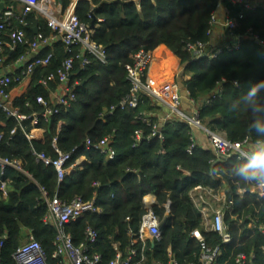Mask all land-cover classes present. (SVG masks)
Instances as JSON below:
<instances>
[{
	"label": "trees",
	"instance_id": "1",
	"mask_svg": "<svg viewBox=\"0 0 264 264\" xmlns=\"http://www.w3.org/2000/svg\"><path fill=\"white\" fill-rule=\"evenodd\" d=\"M55 1L63 9L70 3V0ZM138 5L139 9L134 0H81L76 4L75 14L81 23L99 26L92 40L104 48L106 64L92 59L81 70L80 61L75 60L70 82L78 83L74 87L76 101L67 112L61 111L47 121L38 120L36 128L44 130L43 143L27 139L26 134L32 128L29 121L19 127L14 118L0 115L3 136L0 156L20 161L29 175L7 168L0 178L6 191L3 197L0 189L1 264H15L12 255L25 243L28 231L42 246L48 264H58L51 259L56 229L44 222L47 206L41 190L47 198L57 195L64 201L74 197L96 199L102 215H86L64 229L78 245L83 241L85 229L93 228L98 240L92 252L102 255L106 263L115 257L113 244H118L122 253L131 247L128 232L137 231L141 217L147 212L144 200L153 196V213L160 222L167 221L159 240L153 244L145 242L144 264L166 263L170 258L179 264H197L204 247L216 246L220 247L221 255L214 264H235L236 256L241 253L253 256L252 264H264V236L245 229L248 224L245 217H264V197L249 193L254 185L241 186L233 179L231 169L239 162L229 160L213 166L208 147L196 146L189 154L192 128L175 117L164 124L158 123L163 140L150 137L152 127L136 119L140 113L159 112L148 98L135 109L117 107L130 89L126 67L131 65L136 52L144 50L154 55L145 82L159 96L168 100L169 86L177 84L193 100L199 121L206 129L223 133L231 142L246 137L255 141L258 137L250 125L257 117H264V91L253 105L260 107L259 112L249 108L243 97L253 85L264 81V8L245 11L230 0H139ZM221 9L236 23L232 33L243 39L239 50H222L214 59H192L187 49L189 44L200 43L209 47L210 52L216 50L208 34L209 22L211 15ZM29 20L35 24L33 17ZM99 20L102 22L98 23ZM43 32L49 34L44 26ZM26 35L32 38L34 33L27 29ZM25 51L26 48L19 47L17 55ZM52 51L50 65L36 69L26 94L13 102L21 115L40 113L42 108L37 98L50 101L58 88V81L50 80L49 76L55 74L66 55L59 42ZM13 60L14 57L9 61ZM175 68L180 69V78L188 74L189 79L182 81L174 74ZM41 79L47 80L46 86L40 84ZM217 91L219 97H213ZM112 107L116 109L110 114ZM15 128L14 136H10ZM136 131L142 133V138L135 147ZM106 137L114 158L104 163L103 156L93 146ZM54 138L60 152L76 149L72 160L84 156L88 161L82 170L61 183L53 166L36 163L31 154L33 149L56 159ZM86 140L91 143L89 149L85 148ZM199 186L209 187L215 193L232 192L235 211L233 218L226 219L233 239L230 244H222L214 233L202 234L204 246L194 238L193 233L200 231L201 220L190 202V192ZM237 190L245 194L238 196Z\"/></svg>",
	"mask_w": 264,
	"mask_h": 264
},
{
	"label": "built area",
	"instance_id": "2",
	"mask_svg": "<svg viewBox=\"0 0 264 264\" xmlns=\"http://www.w3.org/2000/svg\"><path fill=\"white\" fill-rule=\"evenodd\" d=\"M230 1L245 11H254L260 7L264 8V0H253L252 2H248L247 0ZM0 3L4 4L3 10L0 11V115L5 114L9 118H14L19 127L26 121L35 122L36 127L39 119L47 121L50 117L58 115L61 111L67 112L71 104L76 101L74 87L78 83L70 82L75 60L80 61L81 70L87 68L91 64L92 59L106 64V52L104 48L95 44L92 40L99 26L93 25V28H91V26L88 27L81 23L75 14L76 3L68 5L65 9L55 0H10L9 4H5L6 0H0ZM13 3L21 5L20 12L16 11L12 5ZM31 15L34 16L36 21L34 27H29V17ZM100 22L102 21L99 20L98 23ZM217 24V15L212 14L209 22V35H212V31ZM43 26L49 30L48 35L44 34ZM222 27L227 32L229 39H233L234 41L214 52H210L209 47L204 44H189L187 45V49L191 53L192 59L198 60L205 57L214 59L222 50L228 52L239 50L240 43L238 39L240 37L234 36L232 33L236 27L235 21L225 16ZM32 28L34 35L32 38H28L26 30H32ZM253 39L258 42L257 38ZM58 42L63 46L66 57L61 61L55 74L49 76L50 80L58 81L57 90L51 96L50 101L40 97L37 98L36 102L42 108L40 113H33L31 116L21 115L13 107V100L11 98L13 87L21 86L25 82L30 81L36 69L48 67L53 59L52 47ZM260 44L263 43L260 42ZM19 47L26 48V51L23 54L17 55ZM44 51H47L46 55H42ZM13 57V67L15 70H12L9 74L6 72L8 69L6 60ZM153 57L152 53L144 50H139L133 55L131 65L126 67V79L130 84L129 93L117 107L120 109H135L143 104L144 98H148L156 106L157 104H161L169 110V114L164 116H159L158 113H140L138 115L137 120L146 126L152 127L150 137L163 140L158 123L164 124L170 117H175L192 128L190 147L188 149L189 154L197 146L194 131L199 130L206 137L208 148L212 152L213 158L211 164L213 166L224 164L229 160L240 162L239 152L250 149L255 141L246 137L240 142H231L227 140L223 133L212 132L206 129L199 121V113L194 107L193 100L189 98V105L192 106L190 113L181 111L179 109L181 100L179 94L180 88L177 84L169 86L171 96L168 100L159 96L154 88L145 82ZM180 79L183 81V77ZM40 84L46 86L47 80L41 79ZM215 96L219 97L218 91L213 97ZM115 109V107H112L109 113L111 114ZM62 126L63 123L60 122L58 128L60 129ZM15 132L16 128L12 129L10 136H14ZM26 137L29 141H34L31 134H26ZM2 138L3 136L0 133V141ZM141 138L142 133L136 131L133 138L135 147L141 141ZM56 140L54 138L52 141V147L58 155L56 159H51L44 153H38L33 149L31 150V154L35 158L36 163H41L44 166H53L57 172L58 182L61 183L65 178L82 170V167L79 165L78 158L72 160L76 149L68 153H62L56 146ZM108 144L109 140L106 137L93 146L103 156L104 163L114 158V153L108 147ZM85 148H91L89 140H86ZM7 168L25 173L20 161L0 156V178L4 175ZM4 186L5 183L0 180V189L3 192V197L6 195ZM41 192L47 206V215L44 218V222L53 225L56 229L53 243L54 251L51 259L57 261L58 264H144L146 261L145 242L147 238L153 242L160 239V221L152 211L155 202H144L147 212L141 217L137 231L128 232V236L132 242L131 247L125 253H122L119 251L118 244H113L115 257L106 263L102 255L92 252L98 240V233L93 228L87 227L85 229L83 241L78 245L73 243L71 236L64 229L66 225L80 220L86 215H102L103 211L97 205L96 199L84 200L81 197H74L70 201H64L57 195L47 198L45 191L41 190ZM249 193L260 198L264 197V189H260L256 185L250 187ZM244 194L245 192L242 190H237L236 192L238 196H243ZM228 195L229 193L226 190L215 193L213 189L203 186L196 187L190 192V202L201 220L200 231H195L193 236L202 246H204L203 233L218 235L224 245L232 242V235L226 219L233 218L235 207L232 200L233 194L231 199H229ZM245 220L248 221L245 227L246 230L264 236V217L253 219L247 216ZM126 221H130V219L127 218ZM262 251L264 252V247ZM220 255L219 246L213 248L204 247V251L197 264H214ZM12 258L15 264H48L46 253L30 231L28 232L27 240L17 248ZM253 259V256L241 253L236 256L234 262L235 264H252ZM156 264H179V262L175 258H170L166 263L158 262Z\"/></svg>",
	"mask_w": 264,
	"mask_h": 264
},
{
	"label": "crops",
	"instance_id": "3",
	"mask_svg": "<svg viewBox=\"0 0 264 264\" xmlns=\"http://www.w3.org/2000/svg\"><path fill=\"white\" fill-rule=\"evenodd\" d=\"M79 1L81 0H70V4L72 3H78ZM135 3H137V8L139 9V5H138V2L139 1H136L134 0ZM248 2H252L253 0H247ZM10 3V0H6V3L5 4H9ZM16 11L17 12H20L21 10V5L19 3H13L12 4ZM68 7V6H67ZM217 15V25L215 26L214 30L212 31V44L214 46V48L217 50L219 48H222L224 47L226 44L228 43H232L234 40L233 39H229L228 37V34L227 32H225L223 30V27H222V24L225 20V13L224 11L221 9L218 11V13L216 14ZM30 17H33L34 16H30ZM35 20V19H34ZM36 23V21H35ZM29 27L33 26L35 24H32L29 20ZM32 32L34 33V30L32 28ZM53 49V47H52ZM53 52V51H52ZM165 59V62L168 61V58H164ZM11 60V58L7 59L6 60V66H7V71L9 74L11 73V71L15 70L14 67H13V62L14 61H9ZM13 73V72H12ZM174 74L178 77L180 76V69H174ZM190 75L188 74H184L183 75V81H187L189 79ZM180 78V77H179ZM30 83H31V80L30 81H27L25 82L23 85L21 86H16V87H13L12 91H11V98L13 100V102L18 99V98H21L22 96H24L30 86ZM54 94V93H53ZM52 94V95H53ZM180 109L181 111L183 112H186V113H189L190 112V105H189V102H188V95L180 89ZM51 99V98H50ZM159 116H164L166 115V113L164 111H162L161 109L159 110V112H157ZM30 126L32 127L31 130L29 131V134H31V136L33 137L34 141L33 142H36V143H43V140H44V130L42 129H39V128H36L35 127V122H30ZM61 129V128H60ZM194 134H195V142H196V145L199 146V147H208V144H207V141H206V137L204 136V134L198 130H195L194 131ZM78 162H79V165L83 168L87 163V159L84 157V156H80L78 158ZM144 202L146 203H150V202H155V199L153 196H147L144 200ZM166 215H167V212H168V207L166 208ZM29 232V231H28ZM28 232H27V237H28ZM27 240V239H26ZM146 241H149L151 244H152V240L151 239H148Z\"/></svg>",
	"mask_w": 264,
	"mask_h": 264
},
{
	"label": "clouds",
	"instance_id": "4",
	"mask_svg": "<svg viewBox=\"0 0 264 264\" xmlns=\"http://www.w3.org/2000/svg\"><path fill=\"white\" fill-rule=\"evenodd\" d=\"M261 91H264V81L253 85L243 97L245 104L254 112L261 110L258 106L253 108ZM230 108L236 111L234 106ZM250 128L255 129L258 138L250 149L239 152L240 162L233 166L231 173L241 186L256 185L264 189V117L254 119Z\"/></svg>",
	"mask_w": 264,
	"mask_h": 264
},
{
	"label": "water",
	"instance_id": "5",
	"mask_svg": "<svg viewBox=\"0 0 264 264\" xmlns=\"http://www.w3.org/2000/svg\"><path fill=\"white\" fill-rule=\"evenodd\" d=\"M136 1H139V0H136ZM77 4V3H76ZM3 8H4V4L3 3H0V11H2L3 10ZM91 28H93V24L91 25ZM242 38H239L238 39V41H239V43L240 42H242ZM258 43V42H257ZM157 107L159 108V109H161L162 111H164L166 114H169V110H167L166 108H164L161 104H157ZM229 199H231V196H232V192H229ZM167 216H168V214H167ZM166 221H167V219L166 220H164L163 222H160V224H159V230L161 231L163 228H164V226L166 225ZM154 242H152V244H153Z\"/></svg>",
	"mask_w": 264,
	"mask_h": 264
},
{
	"label": "rangeland",
	"instance_id": "6",
	"mask_svg": "<svg viewBox=\"0 0 264 264\" xmlns=\"http://www.w3.org/2000/svg\"><path fill=\"white\" fill-rule=\"evenodd\" d=\"M199 131V130H198ZM201 132V131H200ZM194 136H195V134H194Z\"/></svg>",
	"mask_w": 264,
	"mask_h": 264
}]
</instances>
